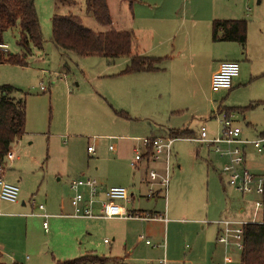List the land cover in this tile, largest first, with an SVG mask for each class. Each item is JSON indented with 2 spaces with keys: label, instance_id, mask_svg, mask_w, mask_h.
I'll return each mask as SVG.
<instances>
[{
  "label": "rangeland",
  "instance_id": "1",
  "mask_svg": "<svg viewBox=\"0 0 264 264\" xmlns=\"http://www.w3.org/2000/svg\"><path fill=\"white\" fill-rule=\"evenodd\" d=\"M56 1L34 0L43 49H33L32 55L27 57L29 64L26 67L0 66V94L1 88L12 82L19 91L10 95L22 98L26 108V132L17 145H12L18 159L5 160L0 173L19 188L18 202L0 201L1 263L54 264V259H73L94 253L107 258V264H113L112 259L119 257L157 258L170 249L187 252V245L199 235V228L193 223H174V219H194L181 211V207L194 205L199 211L198 219L210 220L212 213L224 207V202H232L236 211L247 201L242 199V202L239 193L228 187L224 189L226 193L223 191L220 159L212 152L208 154L198 141L175 139L167 170L162 146L158 162L152 160L148 164V170L158 175L159 183L152 186L143 182L145 159L132 166L136 154L132 149L140 146L136 149L142 156L144 147L140 139H165L169 128H190L197 137L203 126L210 132L216 127L210 116L219 103L227 108H244L264 100V83L250 84L227 96V91L212 92L210 88L215 64L242 52L237 43L212 40L211 24L215 18L244 19L251 62L255 68L264 66V0H179L167 14L161 13L159 7H152L157 4L155 0H136L131 7L121 8L110 2L113 26L134 33L133 53L144 50L147 55L159 53L167 57L161 65L166 73L161 79V92L156 97L167 112H152L140 107L134 113L128 112L129 120L119 118L114 112L119 110L103 106L99 100L105 99L102 91L108 88L102 72L126 66V58H119L111 65L99 57L81 58L58 51L51 41V17ZM75 2L74 6L61 4L59 11L72 10L85 22L98 26L91 15L83 12V0ZM17 33L16 27L3 34L7 52L21 51L16 44ZM154 42L161 44L159 49ZM40 86L46 90L41 91ZM260 105L254 108L255 111H245L246 119L243 120L241 115L238 117L236 125L243 132H252L247 122L256 123L257 131L264 132V105ZM129 136L139 137V141ZM88 145L94 146V153L87 152ZM110 146L115 149L110 150ZM82 177L94 179L106 189L118 184L128 194L133 191L138 199L134 206L140 208H152L158 201L156 208L160 214L166 209L169 221L164 223L165 226L144 222L142 225L147 231H142L143 239L132 256L123 239L125 231L134 222L58 216L72 212L69 199L73 191L69 186L73 180ZM150 188L155 191L153 194ZM245 198L250 204L259 197L251 194ZM62 200L65 209L60 211ZM21 201L25 202V207L21 206ZM32 201L34 207L45 206L50 215L46 219L47 229L43 228L42 219L20 215L33 210ZM262 210L264 212V205L258 212V219H261ZM186 225H192L188 226L190 230ZM132 234L134 237L138 232L132 231ZM239 256L240 251L230 249L227 264L239 263ZM222 257L223 252H220L218 262L223 260Z\"/></svg>",
  "mask_w": 264,
  "mask_h": 264
},
{
  "label": "trees",
  "instance_id": "2",
  "mask_svg": "<svg viewBox=\"0 0 264 264\" xmlns=\"http://www.w3.org/2000/svg\"><path fill=\"white\" fill-rule=\"evenodd\" d=\"M131 7L134 0H124ZM74 6L75 0H57L51 17V41L62 53L75 56L100 57L108 61L117 58H128L126 67L118 73L133 74L152 72L160 69L163 57L139 55L132 52L134 34L131 30H105L96 32L83 24L79 13L72 10L59 11L60 5ZM83 12L91 15L101 27H110L112 17L106 0H83ZM18 28L16 44L19 53L2 52L0 63L27 66V57L33 49L41 50L43 38L34 0H0V43L3 34L13 28ZM213 41L237 42L244 45L247 40V22L244 19L214 20L211 26ZM19 91L5 85L0 94V165L10 146L22 138L26 127V108L22 98H14L10 94ZM264 102L250 103L244 108H227L244 113L254 109ZM120 117H128L125 112L115 111ZM193 135L188 129H171L169 136L183 138ZM152 151L148 145L143 158L147 159ZM264 204V194L262 196ZM108 259L93 253L66 260H55L54 264H107ZM16 264V263H13ZM239 264H264V222L247 224L243 232V247L239 256Z\"/></svg>",
  "mask_w": 264,
  "mask_h": 264
},
{
  "label": "crops",
  "instance_id": "3",
  "mask_svg": "<svg viewBox=\"0 0 264 264\" xmlns=\"http://www.w3.org/2000/svg\"><path fill=\"white\" fill-rule=\"evenodd\" d=\"M134 1H136V0H134ZM176 1H179V0H155V2L157 4H155L152 7H154V8L159 7V10L161 11V13L167 14L168 11L172 10V7L176 3ZM183 1L187 2V0H183ZM106 2H107V6L109 8V11H110V15L112 17V25L110 26L111 28L110 27L109 28L111 30L113 29L116 31L124 30V28H117L116 26L115 27L113 26V16H112L111 4H113V6L115 4H118L119 8H121V6H127V7H130V6L124 0H106ZM110 2H111V4H110ZM225 4H226V6L229 5L227 3H225ZM214 20H227V19L215 18V19H213V21ZM82 21H83V24L85 26L89 27L90 29H92L96 32L105 31V30H100L103 27H101L99 25L97 26L96 23L92 24L90 22H85L83 17H82ZM165 26H169V25H165ZM115 28H117V29H115ZM162 42L163 41H160V43H162ZM220 42H223L225 44L237 43V42H226V41H220ZM151 43H152V41H151ZM160 43L159 42L155 43L156 49L157 48L159 49V45H161ZM3 44H5L4 40H3ZM237 44H239V43H237ZM248 44H249V34H247L246 43L244 45L239 44L242 52L240 54H238L237 56H230L229 55V56H227L228 58L225 59V60H236L240 64V72H239L238 76L233 80L232 87L230 90L227 91L228 93L226 94V96L229 95V93L231 91H238L239 89H244L245 87L249 86L250 84L264 83V66H260L259 68H255L253 66V63L251 62V59H250L249 54H248V49H247ZM42 49H43V47H42ZM144 53L145 52L143 50L142 52H139L137 54L147 55ZM147 56L163 57V58H165V60L167 59L166 56H162L159 53H154V54H150ZM102 59H104V58H102ZM118 59L119 58L114 59L112 61H108V60L104 59V61L106 60L105 62H107L108 64L111 63V65H113L116 63V61ZM128 62H129V59L126 58V61L124 62L125 65H127ZM220 62L221 61H219L215 64V68L213 70V73L218 69ZM162 63H161V65H162ZM28 64H29V62L27 61V65ZM161 65H160V69L158 71H152V72H138V73H133V74H123V75L119 74L118 75V73L121 72L126 67L124 65L121 66L120 68H118L117 70L102 72L104 75L102 77L105 78L106 83L108 84V88L106 90L102 91V94L104 95L105 99L104 98L101 99L98 97L101 104L103 106H107L108 108H110L109 106H111L112 108H114L116 110L125 112L128 117L124 118V117L119 116V118H122L124 120L130 119L128 112L134 113V111L140 107H142L146 110L152 111V112H156V111L157 112L158 111L167 112V110L163 107V104L158 102L157 98H156L161 92V87H162L161 79L163 78L162 76L166 73L165 68L162 67ZM0 66H3V64L0 63ZM20 67H26V66H20ZM108 80H110L111 83ZM210 82H211V78H210ZM12 84H13L12 82H8L7 85L12 86L15 89L19 90V88L13 86ZM114 86H116V88ZM12 97H14V96H12ZM14 98H16V97H14ZM262 99H264V98H262ZM259 102H264V100H260ZM219 105L223 106L221 103H219ZM260 106H263V105H260ZM223 107H227V106H223ZM228 108L237 109L239 107H235V106L230 107L229 106ZM255 108H257V107H255ZM250 111H255V110L251 109ZM238 112H239L238 117L241 115L243 117V120L246 119L245 113H241L240 111H238ZM246 112H248V111H246ZM210 118L212 119L211 116H210ZM247 123H248V125H250V127H251L250 130L252 132H250V133L247 131L243 132L241 129V136L242 137L249 138V137H252L253 135L264 136V132L257 131V128H256L257 124L256 123H253V122H247ZM202 128H204V126ZM215 128L210 130V132L208 130H206V128H204V129L207 132V135L212 137L216 133ZM170 129L171 128H169L167 131L166 138H172L168 135ZM173 129H175V128H173ZM178 129H188V130L192 131L190 128H178ZM201 129H200V131H201ZM25 132H26V127H25ZM194 134L196 135V133L193 132V135ZM199 134H200V132H199ZM199 134H198V137H199ZM193 135H191L189 137H183L180 139L194 140L195 138H197V136H193ZM129 137H131L130 139H132L134 141H139V137H135V136H129ZM133 137H135V138H133ZM152 139H156V138L153 137ZM172 139L174 141L175 139H179V138H172ZM19 141H21V139L16 140L14 142V144L17 145ZM140 141H142V139H140ZM173 141H172V143H173ZM88 146H90V145H88ZM88 146H87V148H88ZM141 146H143V143H141ZM11 148H12V150H14L13 146H11ZM136 148H140V146L132 149L134 153H136V151H138ZM170 148H171V146H170ZM114 149L115 148L113 147V150ZM145 151H146V148L144 147V151L141 152L142 158H143V154L145 153ZM207 151L209 154L210 151L209 150H207ZM249 151L251 153L250 156L252 157V159L255 158L254 157L255 153H254L253 149L250 148ZM169 156H170V152H169ZM142 158H141V160H142ZM15 159L16 160L18 159L17 155L10 162H13ZM143 159H145V158H143ZM157 159H154L153 161L155 163H157L158 162ZM145 160H144V162L146 163V165H145L143 182L146 183V185L152 186V185L159 183V182H157L156 179L152 180L148 176V171H151V170H148V164L150 161H148L147 159H145ZM165 161H166V155H165ZM168 162H169V157H168ZM219 176H220V174H219ZM83 178H87V177H82L79 179H83ZM220 180H221V182H223V191H225L224 189H226L228 186L225 184V182L221 176H220ZM71 183H70L69 188L71 191H73V193L69 199V205L71 207L72 212L68 213V214H58V216L78 218V217L73 216V207L71 205V199L74 196L75 191L71 188ZM112 186H120V185L114 184ZM98 188H99V191H98L97 199L103 200L104 199V192H105L106 188L102 187L100 184L98 185ZM228 188H230V187H228ZM230 189L233 190L232 188H230ZM79 192H81L83 194L85 199H88L89 192L86 191L85 188H81V191H79ZM150 192L153 194L155 191L153 192V190L150 188ZM156 192H158V189L156 190ZM233 192H236V191L233 190ZM225 193H226V191H225ZM147 195H149V194H147ZM245 197L246 196H241V200L243 199L245 201H248L249 199H247ZM135 200H138V199L135 197V193L132 191V192H130V194H128V199L121 201L120 204L123 206L124 210L129 214L138 215V216H145L146 215L149 218H146V219H137V218H133V219H124V218L108 219V220H130V222L135 223V224L131 223L132 227H130L128 230L125 231L124 239H123V244H124L125 248H128V252L132 256H133L134 250L136 249L138 243H140L141 242L140 240L143 239V237H142L143 232L142 231H145V232L147 231L146 228L144 227V225H142L144 222H152L154 224L160 223V224H163L165 226L164 223L166 221H169V217H167L166 209H164V211H162V214H160L161 212L156 208L155 205L157 204L158 201H156V203L152 206V208H140L138 205L134 206ZM243 200H242V202H243ZM0 201H3V200H0ZM231 203L232 202L225 204V202H224V207H220L214 213H212L210 220L198 219L197 216L199 215V211H198V208L194 205L189 204V205H184V207H181V211H183V212L187 213L188 215L194 217V219H191L189 221H187L185 219H179V220L174 219V223L175 224L193 223L192 225L196 226V228H199V232L197 229V234L199 233V235H197L196 238H194L192 241L189 242V244L187 245V248H186L188 250L187 252L178 253L177 251L170 249L166 253H165V251H163V254L160 255L159 257L157 256V258H155V257H148V258L142 257V258H140V257H136V256L128 258V256H127L124 258L123 257L114 258L112 260H114V263L119 261L118 264H121V262H122V264H142V262H145V264H162V261H165V264H188V263L191 264L193 262H196L197 264H207V260L209 257V264H215L219 261L218 259L220 257V252H223V256H224L225 251H224L223 247L216 242L218 227L216 224H214V221L219 219L220 217L226 216V215L227 216L238 215V217H240L248 209V202H247V204H245L243 202V204H241V206H239L236 211L234 210L235 208ZM25 205H26L25 202L21 201V206L25 207ZM32 206H33L32 207L33 210L30 213H28L26 215H25V213L24 214L20 213V215L25 216V217H36V218H40L44 221L45 219L42 216V214L46 213L45 206H44L43 210H40L39 208H37V206L34 207L33 204H32ZM262 208H263V206H262ZM59 209H60V211H63L65 209V205H64L63 200L59 204ZM94 212L97 214L101 213V206L99 203L95 204ZM55 215H57V214H55ZM80 218H82V217H80ZM96 218H99V217H96ZM263 218H264V212L262 210L261 219L263 220ZM192 225H186V226L190 230V228L188 226H192ZM205 225H207L208 227H205ZM134 227H135V229H134ZM132 231H134L135 233L138 232V235L136 236V234H135V236L133 237ZM151 232H153V230ZM121 242H122V239H121ZM145 244L150 245V243H146V241H145ZM155 246L156 245H153V247H155ZM198 252H200L201 255H197ZM0 256H1V254H0ZM57 260H59V259H57ZM54 261H55V259H54ZM128 261L131 263H129ZM13 263L20 264L18 262H13ZM13 263H10V264H13ZM0 264H2L1 260H0Z\"/></svg>",
  "mask_w": 264,
  "mask_h": 264
},
{
  "label": "built area",
  "instance_id": "4",
  "mask_svg": "<svg viewBox=\"0 0 264 264\" xmlns=\"http://www.w3.org/2000/svg\"><path fill=\"white\" fill-rule=\"evenodd\" d=\"M7 44L0 43V50L7 51ZM240 72V64L236 60H223L219 63L218 69L212 74L210 88L212 92L220 90L228 91L231 89L233 80ZM41 91H45L44 86H40ZM220 107V106H218ZM214 110L211 114L213 121L216 123V133L210 137L204 128L201 129L199 137L194 141H198L207 150L216 154L220 159L219 174L224 180L225 184L239 193L241 196H248L255 194L259 197L253 203L249 204L247 211L240 217L222 216L214 221L217 225L218 231L216 242L224 249L223 260L216 264H227V253L230 249L241 252L243 247V232L247 224L264 222L258 219V212L263 206L262 196L264 194V136H258L253 139L243 138L241 136V129L236 125L239 115L237 110ZM172 138L166 139H142L145 148L152 145V151L148 161L158 158L160 148H165V170L168 168V157ZM14 144V143H13ZM12 146V145H11ZM9 148L4 157L3 164L0 165V173L4 169L5 160L10 161L16 156V150ZM113 150V146L109 147ZM253 149L255 155L252 159L249 149ZM89 153H94V146L90 145L87 148ZM142 156L137 153L134 156L132 166L135 167L136 162L140 161ZM149 177L152 180L157 179L158 175L152 170L149 171ZM163 184L165 180L163 179ZM71 188L75 191L71 199L73 207V216L82 218H124V219H146L145 216L132 215L127 213L121 201L128 199V192L122 186H111L104 192V199L98 200V184L94 179L83 178L72 181ZM85 188L89 192L88 199H85L81 191ZM149 196V195H148ZM19 199V188L16 184L8 182L4 175L0 174V200L15 203ZM99 203L101 206V213L94 212L95 204ZM32 204L33 201H32ZM37 208L44 209L42 204H38ZM44 221L42 226L47 229L46 219L49 217L47 213H43ZM146 243H149L146 241ZM165 264V261H162ZM239 264V263H237Z\"/></svg>",
  "mask_w": 264,
  "mask_h": 264
}]
</instances>
